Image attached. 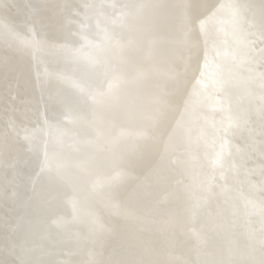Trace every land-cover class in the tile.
<instances>
[{"label": "bare ground", "instance_id": "6f19581e", "mask_svg": "<svg viewBox=\"0 0 264 264\" xmlns=\"http://www.w3.org/2000/svg\"><path fill=\"white\" fill-rule=\"evenodd\" d=\"M122 1L128 7L138 0ZM140 1L147 4L140 5L138 17L156 2ZM161 1L167 2V25H159L160 41L170 48L158 70L160 80L152 71L146 88L140 87L144 77L130 78L129 71L125 75L122 67L117 70L127 62L130 44L124 40L127 26L119 25L124 13L117 0H81L83 12L88 8V22L84 32V19H78L77 29L70 26L71 42L66 28L53 35L62 0H0V83L14 71L24 86L23 101L12 118L20 119L14 137L18 153L10 151L9 160L19 157L23 166L35 161L34 152L44 147L43 133L56 129L57 117L54 121L49 116L61 102L50 93L59 83L56 72L71 70L59 74L64 78L59 85L73 86V107L81 117L88 110L93 114V144L72 138L76 144L62 153L68 161L56 185L60 194H49L42 216L43 240L48 242L40 246L46 249V264H264V0H206L198 18L172 10L173 4L188 5V0ZM152 12L156 16V7ZM76 32L77 43L72 40ZM181 36L190 41V49H184L183 42L174 44ZM51 40L55 48H50ZM72 43L76 56L70 62L67 48ZM108 52L111 59L106 63ZM77 56H83V64ZM14 57H19L18 64L4 65ZM45 73L48 79L43 82ZM99 74L112 86L105 93L108 105L98 106L96 89L85 87L86 80ZM36 84L40 101L33 107ZM43 84L49 98L42 105ZM129 89L137 91V101L136 91ZM117 91L121 97L125 93L122 106ZM2 110L0 121L5 122ZM73 122L68 118L66 127ZM8 126L2 123L0 130ZM23 138L29 140L22 142L28 148L22 155L17 141ZM32 167L35 175L38 161ZM21 168L15 175L24 191L11 189L0 264H32L36 240H42L30 209L39 178H30ZM49 171L54 174L59 168L51 165ZM75 180L83 191L79 198L77 184L70 183ZM11 226L18 232L16 240Z\"/></svg>", "mask_w": 264, "mask_h": 264}, {"label": "water", "instance_id": "95a60500", "mask_svg": "<svg viewBox=\"0 0 264 264\" xmlns=\"http://www.w3.org/2000/svg\"><path fill=\"white\" fill-rule=\"evenodd\" d=\"M117 1L120 4L119 6L123 7L122 11L124 13L123 19L119 18L120 19L119 25L122 23H125V25L127 26L126 27L127 31H126V34L124 36V38H125L124 40H125V42H127V40H128L130 43L129 47H128V51H127V54H128V57H127L128 59L126 60L127 62H124V64H122L121 66H118L117 70L119 71V67H122L120 73L122 72L125 75H126V71H129L130 73L128 74V76H130V78H135L136 76L137 77H144V78H141L142 82L141 81L140 82L142 84L140 85V87L145 86L146 88H148L149 84H151L152 82L149 83L148 85H146V83L153 80L152 71H154V70L156 71V75H155L156 81L160 80V77L158 76V70L160 68H163L164 62H166V60H164L165 59V50L170 48V47H167L165 45L166 43L163 44V42L160 41V40H162L161 35H162L163 31L161 32V30L159 29L160 23H164L163 20H166L165 19V15H166L165 6L167 5V2L166 1L162 2L161 0H156V2H155L156 4L154 2H152L147 13L138 17L137 16L138 15V8L140 7V5L147 4L145 1L141 3V1L138 0L136 3H134L128 7H126L124 5L122 0H117ZM62 2H63V4H61V7H60V14H58V16H56V18L54 19L53 35H55L56 33L63 32V31L65 33V28H66V33H67L66 37L71 42V36H70L71 30L73 27H74V30H75V27L77 29V26L79 23L78 19H80V20L84 19L83 23L81 21V23H82L81 26L83 25V28L80 27L81 32H84L85 27H86V23L88 22V20H85L84 17L88 13V8L85 7V11H87V12H83L84 11L83 10V3L81 2V0L79 3L80 6H76V4H75V3H77L76 0H64V1L62 0ZM187 3H188V5L185 2L184 5H178V6L176 4H173L172 10H175L176 13H179L183 16H184L186 11L188 13H190L191 16H194L195 14H197V18H198L201 15H203V12H204V11H202L203 6H204V4H207V1L206 0H188ZM160 4H161V6L159 7ZM155 7H156V16H155V12H152V9ZM135 9H137V10H135ZM168 10H169V7H168ZM21 14L22 13H20V15L18 16L19 18L21 17ZM153 16H154V18H153ZM116 22H118V20H115V23ZM174 23H173V28L175 26ZM164 24H166V23H164ZM71 25L73 27L70 29ZM173 28L171 27V29H173ZM128 30H129V33L127 35ZM72 37H73L72 40L75 41V43H77L79 38H80L79 34H77V32L75 33V40H74V33H73ZM184 39H186V38L182 39V36H181V38H179V40L174 41V44H177V46H178L179 44H181V42H183V48L185 47V44H186L187 46L184 49H187V47H188V49H190V44H188L190 41L186 42ZM193 42H194L195 47H196V40L194 39ZM53 46L55 48L56 45H55V42L51 40L50 48H53ZM86 48L87 47H84V49H86ZM87 50H88V48L82 52V53H84L83 56H84L85 61L88 60V59H86L88 56ZM67 51H69V53L72 54L70 56L71 57L70 62H71V60H73V55L75 54V56H76V53H75L76 51H75V47H74L73 43H72V45H70L67 48ZM83 56H81V57L77 56V58L79 59V64H83L84 61L83 62L81 61L83 59ZM108 56L109 57L107 59L106 58L104 59V61L106 63H108L109 60L111 59V55L109 52H108ZM193 57L194 56L190 54V58H192V59H190V61L191 60L193 61ZM103 66H104V63H103ZM189 66L190 65L187 66L188 69H189ZM64 67H66V66H64ZM128 67H129V70H127ZM102 70H103V68H102ZM102 70L100 71V73L102 72ZM70 71H71L70 69L67 71L62 70V72L61 71L56 72V74L53 75V76H56L55 80L58 81L59 83H57L55 85L53 90L51 89L52 92H50V93H52L53 97H54V95H57V98H60L61 102L59 103L58 106H56V109L54 107V109L52 110V112L50 113L49 116L52 115V119H54V121L56 120L55 118L57 117L58 123H56V125H57L56 129H54V127H53V129L50 128L49 130H45V133H43V136L41 139V143L45 142L43 144V146H44L43 150H42V152H36L35 151L34 152L35 156H36L35 161H34V159H32L30 162V166L32 167L33 163L38 161V169H37V172L35 173V175H33V173H30V175L29 174L28 175L30 176V178H31V175H33V177L35 176L36 178H39L36 181V185L34 186V189H32L33 190L32 191V193H33L32 200L34 199L35 203H32V204H34V206H33V208H30V209H32V213L35 211V214H36V215H33L34 216L33 220L36 221V222L34 221V226L37 224L36 227L39 229L38 236L41 234L39 239L42 236V240H39L40 242H38V240H36L37 248H35V251L36 250L37 251L31 260L32 262H30L32 264H41V262L46 264V257L43 254V252L46 249L43 250L42 248H45V247H41V246L47 245L48 241L43 240L44 235L46 233V231H45L46 225H45L44 221L42 220L43 219L42 216H45V210L48 209L47 205H49V203H47V202L49 200L48 199L49 194L51 193V195H52V191L54 192L55 190H56L55 191L56 197H58V195L60 194L58 192L59 190L57 191V189H56V185L59 181L63 180L62 171H63V167H65L64 161H68L67 156H64L62 153L67 152V146H69L70 143L76 144L73 142L74 139L79 144L87 143L89 146H91L93 144V142H91V141L94 140V136H95V134L94 135L92 134L91 125H90L91 118H92V117H90V115H93V114L90 113L88 110V114L86 115V117L85 118H84V116L81 117L79 111H76L75 107H73L74 102L76 101L75 95L77 94L76 92H75V94H74V92H72L73 86L70 89L67 85L65 88H64V85H62V88H63V90H62V88L59 85V84L63 83V79H64L63 76H60L59 74H63V72L69 74ZM146 72H150V73L147 74ZM120 73H118L117 76L118 75L122 76ZM146 74L148 77L146 76ZM100 75L101 74L97 75V77H92V79L90 78L91 82H89L88 80L85 81V87L86 88H87V86H89L93 92L96 89L95 92H96L97 96L95 98H97L96 102H98L97 103L98 106L100 104L99 102H102L103 104L108 105V103L104 102L106 97L108 98V94H105V93L108 90H111V88H112L110 82H107V83L103 82V80H105V79H104L103 75H102V78L100 77ZM44 77L45 78H43L44 79L43 82L46 79H48V76L46 75V73H45ZM147 78H148V80H147ZM93 80L95 82H92ZM158 83L159 82H156V87H157ZM166 83H167V81L163 84V86ZM43 86H44V88H43L44 90L42 89L41 97H40V99L42 100V105L44 104L43 103L44 100L47 101L49 98L48 97L49 96L48 95V93H49L48 89L49 88H47V84H43ZM163 86H162V88H163ZM38 88L39 87L36 84V86H35L36 95H34V98H32V100L30 101V103H32L33 107H35V105H38L36 103V101H40V100H38V96L40 93V92H37ZM159 89H161V86L158 88V90ZM129 90L132 93L136 91V90L133 91V89H129ZM121 91H122V88H121ZM111 93L112 92L110 91V95H111ZM119 94H120V92L117 91V97ZM134 94L136 96V101H137V98H138L137 91ZM104 96H105V98H104ZM140 96H141V94L139 95V99H138L139 101H140ZM142 97H144V96H142ZM124 98H125V93H124L123 97H121V95H119V103H120V100L122 99V101L120 103L121 106L124 105ZM142 101H143V98H142ZM112 102H114V99ZM91 103H94V102H91ZM103 104H101V105L103 106ZM110 104L112 106V103H110ZM113 106H114V104H113ZM41 109L45 110V106H42ZM73 110L75 111V113ZM108 113H110V111ZM103 114H106V113H103ZM140 117H141V115H140ZM68 118L70 120L72 118V121H74L70 125L73 128L69 127V126L66 127ZM147 119H149V118H147ZM44 120H45V117H44ZM11 121L12 122L9 124L6 133L3 131V129L0 130V138H1V143H0V198H1L2 194H4L3 190H5V194H4L5 198H7L8 193L12 192V191L10 192V189H13V187L15 188V190H13V191L16 194L18 193L19 190L21 191V189H20L21 187L17 185V181L19 180L20 176L19 177L17 176L18 178L16 177V180L13 179L12 178V171L10 170V168L8 169V167H6V164L9 161V157H8L9 152L13 150L14 151L13 155L15 154V152L18 153L17 149H16V144H14V137L16 135V127H17L16 124L18 123V121H20V119H18V120L12 119ZM141 123L143 124V119L141 120ZM49 127H50V125H49ZM48 128H46V129H48ZM72 129H74V132H72ZM75 130H77V131L81 130L82 131V132H80L81 135H80V133L78 135L74 134L77 132V131L75 132ZM67 132H68V134H67ZM40 136H41V134H40ZM76 136H77V138H76ZM73 137H74V139H72ZM39 139H40V137H39ZM80 140H82V142ZM85 157H89V155H87ZM79 158H80V155L78 156V158L76 157L77 160ZM60 159H62V162H60ZM81 161L86 162V159L84 158ZM51 165L54 168V170H57V168H59V172L54 173V174H50L49 167H51ZM8 170L10 173L8 172ZM75 181L76 182H70V183H71V186H73V187L75 186V184H77L76 188H77L78 195H76V197L79 198L80 196H83V191L82 190L80 191V189H81L80 182H79L80 180L79 181L75 180ZM64 182H65V180H64ZM73 183H75V184H73ZM103 183H104V181H103ZM33 184H35V183L32 182V185ZM25 185H26V183L23 184V186H25ZM57 188H58V186H57ZM23 189H25V188H23ZM35 189H36V191H35ZM23 191L24 190H22L21 192H23ZM13 202H15V201H13ZM82 203H83V201L79 202L78 209L82 208L81 207ZM0 209H1L0 210V244H1V242L3 241V234L5 231V227L7 225L5 223L8 222V219H6V216L4 215L6 212L5 207H2V208L0 207ZM51 210H52V208L49 209L50 212H51ZM16 215H18V214L16 213ZM12 217L9 220L11 225H13V221H11ZM18 217H20V213H19ZM36 218H38V219H36ZM5 220H7V221H5ZM11 230L13 231L12 232L13 233L12 239L16 240V238H18V232L15 229V227L13 228L12 226H11ZM11 230H10V232H11ZM13 236H14V238H13ZM38 236H37V238H38ZM34 241H35V239H34ZM9 258H12V257L8 256L7 260H9ZM40 260H41V262H40Z\"/></svg>", "mask_w": 264, "mask_h": 264}, {"label": "rangeland", "instance_id": "374dc122", "mask_svg": "<svg viewBox=\"0 0 264 264\" xmlns=\"http://www.w3.org/2000/svg\"><path fill=\"white\" fill-rule=\"evenodd\" d=\"M20 62L19 57H14L13 59H7L4 62V65L7 64V66L12 67L15 66ZM8 79V82L6 81ZM3 80V79H2ZM23 94H24V86L21 83L20 76L17 74V72L11 71L10 74L3 80V82L0 83V109L2 110V115H4L5 118H3L0 121V126H2V123L10 124V119L13 118V114L15 113L16 109L19 107V104L21 101H23ZM7 132V129L6 131ZM29 140L28 138H23L22 140H18L17 148L20 150L19 153L24 154L23 151L27 150L28 148L22 144V142ZM23 162L20 160L19 157L12 158L9 160L6 164V167L12 171V178L16 180V173L18 170H20V167H24V171L28 173H34L35 169L30 166V164H26L23 166ZM13 169V170H12ZM16 169V170H15ZM9 172V170H8ZM10 173V172H9ZM18 186H20L22 189V184L17 181ZM4 194H5V190ZM12 190L10 189V192ZM7 193V192H6ZM12 193V192H11ZM11 193H8L7 198H5L4 194H2L0 200L3 201L2 207H5L6 212L8 213V210L10 209V204L8 202L9 198L13 195ZM4 197V198H3Z\"/></svg>", "mask_w": 264, "mask_h": 264}]
</instances>
